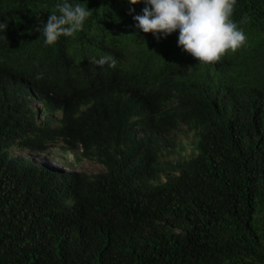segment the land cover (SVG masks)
Returning <instances> with one entry per match:
<instances>
[{
	"label": "trees",
	"instance_id": "1",
	"mask_svg": "<svg viewBox=\"0 0 264 264\" xmlns=\"http://www.w3.org/2000/svg\"><path fill=\"white\" fill-rule=\"evenodd\" d=\"M63 2L0 0V264H264V0H237L247 44L208 65L179 30L144 33L146 5L129 0H68L93 15L45 45ZM104 56L116 67L91 62ZM227 88L236 100L214 112ZM177 119L197 129L194 153L163 164ZM54 145L103 170L10 151Z\"/></svg>",
	"mask_w": 264,
	"mask_h": 264
},
{
	"label": "clouds",
	"instance_id": "2",
	"mask_svg": "<svg viewBox=\"0 0 264 264\" xmlns=\"http://www.w3.org/2000/svg\"><path fill=\"white\" fill-rule=\"evenodd\" d=\"M141 2L146 6L142 15L134 16V20L138 22L137 27L144 33H152L157 39L179 30L178 44L200 64L219 63L229 53L234 54L247 44L245 32L234 19L237 0H129L131 5ZM133 12L135 9L130 8L129 14ZM92 15V10L80 3H69L68 0H64L63 3L56 4L47 22L43 23L45 45H54L61 37L74 38L83 31L86 21ZM3 27L0 26V30ZM40 30L37 27V31ZM91 62L101 67L106 63L110 67H116V61L110 56L98 60L93 57ZM236 91L235 88H227L209 95V100L215 102L210 108L215 110L214 112L226 111L229 102L236 100L234 98ZM195 132L196 128L177 119L176 128L163 135L165 147L160 158L161 163L182 160L183 157L194 153ZM175 140L178 143L177 147L173 143ZM179 146L183 150H180ZM10 151L14 156L27 159L35 166L53 173L71 174L80 171L96 173L103 170V166L96 161L83 157L79 148L63 149L54 145L40 151L25 146H12ZM66 153L69 154V158ZM84 160L94 164L97 169L90 170L91 165L88 166ZM177 170L176 167L172 168V171Z\"/></svg>",
	"mask_w": 264,
	"mask_h": 264
},
{
	"label": "rangeland",
	"instance_id": "3",
	"mask_svg": "<svg viewBox=\"0 0 264 264\" xmlns=\"http://www.w3.org/2000/svg\"><path fill=\"white\" fill-rule=\"evenodd\" d=\"M66 155L68 156V158H69V154L68 153H66ZM84 161H86L87 162V160H84ZM86 162H84V163H86ZM88 163V162H87ZM91 165V166H90ZM94 164H91V163H88V166H90V170H96L97 169V167L96 166H93ZM83 166H86V165H83Z\"/></svg>",
	"mask_w": 264,
	"mask_h": 264
}]
</instances>
